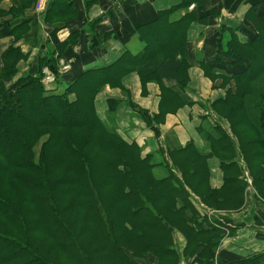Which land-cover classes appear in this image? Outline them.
I'll return each instance as SVG.
<instances>
[{
  "label": "trees",
  "instance_id": "1",
  "mask_svg": "<svg viewBox=\"0 0 264 264\" xmlns=\"http://www.w3.org/2000/svg\"><path fill=\"white\" fill-rule=\"evenodd\" d=\"M28 1L21 0V11L34 3V0ZM51 1L48 13L59 12L55 16H59L61 24L50 32L54 37L58 28L71 27L70 23L79 14L75 0ZM82 1L89 9L90 3L96 0ZM183 5L184 8L177 10L187 11L188 4ZM170 12L161 13L154 22L144 26L150 33L161 28L158 35L151 34V37L172 38L170 26L165 23ZM190 15L184 20L193 21L196 15ZM209 15L214 17L212 13ZM160 21L164 22L159 27L155 23ZM181 22L174 25L178 27ZM221 38L219 34L214 65L203 66L206 77L213 83L222 80L227 87L224 98L214 102L211 108L226 120L232 137L220 125L211 128L219 132L218 139L211 132L204 135L210 144L209 156L221 160L224 185L218 191L206 189L208 173L203 161L209 156L192 151L183 161L174 163L180 178L170 174L158 180L153 175L157 166L148 164L149 157L142 158L137 146L127 144L116 133L107 132L94 117L98 90L106 85L122 88V78L131 73H136L143 84L174 81L183 91L189 69L186 42L170 40V44L174 43L173 49H168L169 43H166L155 51L147 48L137 56L127 52L111 66L82 71L77 62L82 59V65L94 61L92 53L96 46L90 44V51L77 54L80 58L71 66L77 75L65 86L63 80L68 74L58 71L54 54L61 56V52L67 51L70 56H76L72 49L77 41L86 42L82 31H72L64 43L53 39L55 53L50 51L51 59L40 56L23 75H19L18 65L25 64L28 55L15 47L2 54L0 264H150L149 256L157 259L156 264H178L174 231L186 240L184 257H194L195 264H214L224 232L212 228L205 219L197 222L196 211L190 203L194 200L188 191L213 210L240 208L247 185L239 179L240 171L234 160L241 155L249 162L251 154L261 166L258 174L257 165L252 164V171L249 164L254 184L256 188L259 185L264 188V28L244 42L234 34L226 43ZM156 44L157 39L147 42V46ZM177 46L179 49L175 50ZM49 61L50 65L45 66ZM44 67L60 79L57 84L63 86L61 92L46 90L42 82ZM165 92L172 94L169 90ZM118 104L110 100L109 112H115ZM168 105L171 108L161 111L162 115L179 109L182 103L172 98ZM163 106L166 101L162 102ZM38 107L46 108L53 116H34ZM136 112L157 134L155 124L159 119L146 112ZM79 114L82 118L75 120ZM46 134L49 138L36 158L33 147ZM233 137L237 146L232 142ZM59 147L66 151L67 160L63 159V163L56 154ZM259 196L264 200V190H259ZM225 202H229L226 207ZM260 262V258H253L232 264Z\"/></svg>",
  "mask_w": 264,
  "mask_h": 264
},
{
  "label": "crops",
  "instance_id": "2",
  "mask_svg": "<svg viewBox=\"0 0 264 264\" xmlns=\"http://www.w3.org/2000/svg\"><path fill=\"white\" fill-rule=\"evenodd\" d=\"M21 3V0H0V69L2 54L10 47L19 48L23 54L28 55L27 62L19 68L20 74L23 75L38 56V50L41 52L50 47L53 39L48 34L61 24L59 16H55L59 15V12L48 13L52 7L51 0H34L32 4L38 3V10L23 7L21 11L19 9ZM74 4L79 17L70 23L71 27L58 28L57 39L65 42L72 36V31L88 32V29L82 26L92 24L104 42L103 48L96 49L99 52L92 53L94 61L88 63L82 71L111 66L127 52L137 56L147 50L155 51L154 49H159L166 43H169L170 49L174 44H170V40L187 43L188 83L183 91L174 81H149L143 84L136 73H131L122 78L120 89L104 86L95 99V108L99 116H106L109 111L108 102L113 100L119 102V108L113 112V116H139L137 110L146 112L150 117H157L159 119L158 127L155 125L157 134L141 120L138 128H130L131 130L127 132L132 135L134 143L142 152V158L149 157L153 160L156 157L154 164L158 163L157 156H161V160L163 156L165 162L170 165L180 163L192 151L209 156L210 144L204 135L211 132L213 138L218 139L219 132L211 129L214 126L209 124L208 106L223 99L227 87H224L222 80L213 83L206 77L204 67L213 66V61L217 59L219 34H222L223 43L229 41L232 34L240 42H244L249 36L256 35L264 28V0H96L90 3L89 9H86L82 0H75ZM183 4H188L187 11L177 10L184 8ZM168 11H171V14L165 23L170 26L169 36L172 38L164 40L151 37V34L158 35L161 28L150 33L149 28L146 29L144 26L154 22L161 13ZM210 13L214 17H211ZM188 14H191V17L196 15L193 21L184 20ZM202 14L207 17L201 18ZM11 16L15 19L10 20ZM180 21L182 22L176 27L174 24ZM163 22L155 24H159L160 27ZM62 31L65 32V37L61 39L59 33ZM151 39H157V44L147 46ZM89 45L90 43L84 47L76 43L72 52L78 54L79 51H90ZM178 49V46L175 47V50ZM42 72L48 70L43 69ZM167 90L172 93L173 100L178 99L182 106L177 110L163 113V116L161 111L171 108L168 102L172 98L169 94L166 95ZM164 101L166 106L162 107ZM228 126L220 125L223 131L232 137ZM232 142L237 146L236 138L233 137ZM239 156L234 162L240 171L239 179L247 185L243 193L244 203L238 209L221 210L214 215L219 222L232 230L217 248L214 264H232L237 260L253 258H260V264H264V200L260 199L261 203L247 193L249 185L254 190L256 186L252 175H241L240 158L246 164L247 160L244 156ZM203 162L208 173L206 189L220 190L224 185L221 160L209 156ZM157 169L159 167H155L153 175L157 179H164L165 174L161 173L159 177L156 174ZM173 242L179 257L178 264H195L193 259L184 257L187 243L177 231L173 233ZM148 261L150 264H156L157 259L149 256Z\"/></svg>",
  "mask_w": 264,
  "mask_h": 264
},
{
  "label": "rangeland",
  "instance_id": "3",
  "mask_svg": "<svg viewBox=\"0 0 264 264\" xmlns=\"http://www.w3.org/2000/svg\"><path fill=\"white\" fill-rule=\"evenodd\" d=\"M28 8L26 9H36L38 10L39 8V5L37 3V5H29L27 6ZM11 10V9H10ZM14 16H11L10 20H14ZM82 27H86L88 30V32L84 31V37L86 38V40H88V42H82L81 43H78L77 42V45L79 46H87L88 43H90L91 45H94L96 46V49H99V48H103L104 46V42L102 41V36L99 35L97 32H95V25H88V26H85V24L82 26ZM69 30V28H68ZM67 30V31H68ZM53 31V30H52ZM51 31V32H52ZM53 34V33H52ZM57 34L56 33L53 36H51V33H49L48 35L50 37H52V39H56L58 43H64V42H61L57 39ZM89 34V35H88ZM60 35V38H64L65 36V32L62 31L59 33ZM23 36V35H21ZM93 40V41H92ZM22 41V40H21ZM39 43V42H38ZM50 49L47 48L46 50H41L40 52V49L38 50V56L35 58L34 60V64L37 62V60L40 58L39 55H42V56H48V60L51 59L49 57H51L50 55V51L55 53L54 52V48H53V40L50 42ZM38 46V45H37ZM80 52L82 51H79L78 54H80ZM95 52H99L98 50H95ZM66 54V55H65ZM64 55V56H62ZM59 54H54V57L56 58L55 60H58V71L60 72H65V74H68L66 75V77L64 78L63 82H64V86L65 85H68L77 75V72L76 70H74V68L71 70V66L76 62V58H80V55H77L76 56H70V54L65 51L64 53L61 52V56H59ZM70 56V57H69ZM100 58V56H99ZM61 59V60H59ZM81 62H82V59L77 62L76 64L78 66H80V69H84V67L86 65H88L89 62H86L85 64H82L81 65ZM22 65V63H20L18 65V67H20ZM50 65V61L49 63H45V66H49ZM44 69H48L46 67H44ZM26 73V72H25ZM43 73V77H42V82H43V85H45V88H47L46 90H49V91H52V92H61V90L63 89V86L62 87H59V85L57 84L58 82H60V79L55 77L54 75H52V73L50 71L48 72H42ZM79 74V73H78ZM19 75H21L19 73ZM104 88L101 87L97 94L95 95V98L101 93V89ZM119 105V104H118ZM116 106V109L115 111L118 110L119 106ZM208 106V105H207ZM212 106H208V119H209V124L214 126V125H225L227 126V122L226 120H224L223 118H221L215 109L211 108ZM48 113V114H47ZM109 113V114H108ZM107 115L106 116H99L97 114V111H96V108H95V100H94V117L107 129V132H109L110 134H113V133H116L118 134L121 139L126 142L127 144H130V145H135L136 144L134 143L133 141V137L131 134H128L127 132L130 131L131 129L130 128H138V126L141 125L140 123V120L144 123V120L141 118V116H113V112H109L108 111ZM34 116H53L52 113H49L46 111V108L44 107H38V110L35 112ZM164 116V115H163ZM82 118V115L79 114V115H75V120H80ZM156 123V120L154 121V124ZM159 124V123H158ZM158 124H155L157 127H158ZM146 125V124H145ZM229 127V126H228ZM149 128V127H148ZM152 132L153 130L151 128H149ZM49 138V135L46 134L33 148H34V151H35V155H36V158H37V155L39 153V150L41 149V147L43 146V144H45L47 142ZM58 155H60V158H61V162L60 163H63V159H66V151L64 150V148H58L57 150ZM255 153H258V151H256ZM139 154L141 155L142 152L139 150ZM155 158L152 160V159H149L148 160V164H151V165H155L157 166V168L159 167V169H157L158 171H156V174L160 177L161 173H164L165 176L164 178H168L170 176V174L172 175H177L178 178H180V174H179V171L178 169L176 168L175 164H168L165 162V158L162 156V160H161V156H157L158 159H156L158 162L157 164H154L155 163ZM8 159H10V156L8 157ZM254 159V160H253ZM67 160V159H66ZM37 161V159H36ZM252 161V163H250ZM259 161L251 154V160L249 162H247V164L245 163V161H243L241 158H240V165H241V175H247L249 174L251 176V173H250V170H249V167L251 166L252 168V171L254 170V167L252 166V164L255 166L257 165V169L255 170V172H257L259 174L260 172V167L259 165L257 164ZM249 164H251L249 166ZM262 166H264V163H262ZM155 169V168H154ZM154 169H153V172H154ZM155 177V176H154ZM242 177V176H241ZM156 178V177H155ZM157 179V178H156ZM160 180V179H158ZM180 180V179H179ZM244 180V179H243ZM262 186L259 185L258 188H255V190L250 187V185L248 186L247 188V193L249 194V196L252 198V197H255L257 201L261 202V198L259 196V190H264V188H261ZM189 195H190V198H192L194 200V203L193 202H190L191 205L193 206V209L196 211V214H197V222H201L202 220H206L204 222H209V225L212 227V228H216V229H219L221 230L222 232H224V237L222 238L221 242L226 239L228 237V234L230 235L231 234V229L219 222L215 217L214 215L217 214L219 211L218 210H213V209H210L208 208L207 206L203 205V203L200 202V199L199 197H197L195 194H193L192 192L188 191ZM225 197V195L223 196V198ZM226 200V199H225ZM226 203V202H225ZM262 203V202H261ZM229 204V202H227L226 204H224V206L226 207L227 205ZM226 210V209H225ZM216 211V212H215ZM225 212V211H224ZM247 214V213H245ZM213 221H216V222H213ZM207 226V225H206ZM207 228V227H206ZM209 228V227H208ZM192 259H194V257H192Z\"/></svg>",
  "mask_w": 264,
  "mask_h": 264
},
{
  "label": "water",
  "instance_id": "4",
  "mask_svg": "<svg viewBox=\"0 0 264 264\" xmlns=\"http://www.w3.org/2000/svg\"><path fill=\"white\" fill-rule=\"evenodd\" d=\"M170 231H173L172 229H169Z\"/></svg>",
  "mask_w": 264,
  "mask_h": 264
}]
</instances>
